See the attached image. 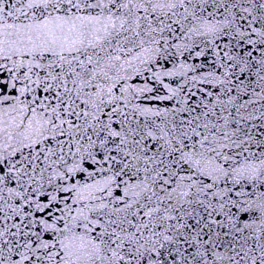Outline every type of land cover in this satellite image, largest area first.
I'll use <instances>...</instances> for the list:
<instances>
[{
    "label": "snow or ice",
    "instance_id": "6c2138e0",
    "mask_svg": "<svg viewBox=\"0 0 264 264\" xmlns=\"http://www.w3.org/2000/svg\"><path fill=\"white\" fill-rule=\"evenodd\" d=\"M0 264H264V0H0Z\"/></svg>",
    "mask_w": 264,
    "mask_h": 264
}]
</instances>
